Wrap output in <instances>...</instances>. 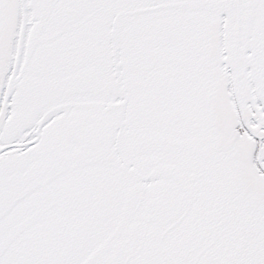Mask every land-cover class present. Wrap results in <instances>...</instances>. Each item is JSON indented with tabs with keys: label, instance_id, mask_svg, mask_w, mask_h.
<instances>
[{
	"label": "snow or ice",
	"instance_id": "snow-or-ice-1",
	"mask_svg": "<svg viewBox=\"0 0 264 264\" xmlns=\"http://www.w3.org/2000/svg\"><path fill=\"white\" fill-rule=\"evenodd\" d=\"M0 264H264V0H0Z\"/></svg>",
	"mask_w": 264,
	"mask_h": 264
}]
</instances>
